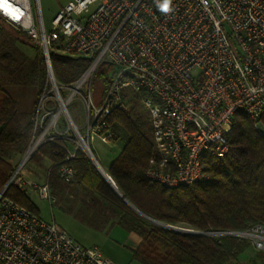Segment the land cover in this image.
<instances>
[{"label":"built area","instance_id":"obj_1","mask_svg":"<svg viewBox=\"0 0 264 264\" xmlns=\"http://www.w3.org/2000/svg\"><path fill=\"white\" fill-rule=\"evenodd\" d=\"M164 3L74 0L47 31L40 0H0V18L41 48L50 85L35 108V131L41 133L0 191V264H116L98 246L79 244L55 222L6 197L14 184L56 202L49 185L29 181L24 167L62 123L78 135V141L63 138L75 148L67 149L59 169L72 183L76 173L67 162L77 149L93 154V140L115 142L111 114L141 105L155 149L146 178L169 189L210 181L203 161L230 153L237 114L264 134V0H171L167 12ZM52 55L84 59L88 66L75 82L61 85ZM103 62L111 66L110 87L97 106L91 85ZM75 99L86 112L83 135L68 110ZM205 234L246 240L264 253V224Z\"/></svg>","mask_w":264,"mask_h":264},{"label":"trees","instance_id":"obj_2","mask_svg":"<svg viewBox=\"0 0 264 264\" xmlns=\"http://www.w3.org/2000/svg\"><path fill=\"white\" fill-rule=\"evenodd\" d=\"M0 21L3 20L0 18ZM18 35L24 38L22 45L32 50L35 57L27 69H23L17 63V51L1 52L0 67L16 85L24 81L27 85H38L39 97L47 83L42 50L22 32L18 31ZM51 60L54 74V63H57L61 71L58 75L68 84L75 82L88 66L84 59L52 55ZM110 72L111 66L103 62L93 77L91 89L93 97L98 93V106L109 90ZM34 124V111H23L18 101L0 85V191L14 172L8 158L27 152L34 137ZM109 125L115 140L124 144L107 171L120 193L155 221L173 227L184 224L204 234L172 231L136 213L116 194L82 149H77L75 158L67 162L75 170V185L65 182L59 169L65 163L67 149L74 145L63 140H60L62 145H43L38 153V159L43 156L52 162L48 184L54 193H77V186L86 189L109 215L104 221H110L112 211L116 224L138 245V249L132 251V261L139 264H231L250 248L246 240L205 234L246 230L251 225L264 224V135L256 131L246 115L235 117L230 153L220 159L209 156L204 159L210 181L175 189L146 178L155 149L144 121L140 118L135 121L127 113L114 111ZM6 197L39 215L29 197L15 186L7 188ZM92 205L88 203L82 209L87 210L89 216V211L94 210Z\"/></svg>","mask_w":264,"mask_h":264},{"label":"rangeland","instance_id":"obj_3","mask_svg":"<svg viewBox=\"0 0 264 264\" xmlns=\"http://www.w3.org/2000/svg\"><path fill=\"white\" fill-rule=\"evenodd\" d=\"M72 1L74 0H40V7L47 31H51L52 21L57 16V14ZM21 39L22 41H24V38L18 35L17 30L8 25L6 22L0 21V53L17 51L18 54L15 55V57L17 58L18 65H21L23 69H27L30 61L35 57L36 54L26 46L22 45ZM32 44L34 46H37L33 42ZM54 65V69H56L55 77L57 81L61 85H68V83L64 82L58 75V73H61L58 64L54 63ZM0 85L18 101V104L23 111H34L35 118V108L39 99L38 85H27L25 81L23 82V84L16 85L14 83V79L10 78L1 67ZM46 87H50L48 81L44 88ZM97 94L98 93H95L93 99L94 103L98 106L99 99H97L98 97H96ZM68 110L74 120V123L79 127L80 134L83 135L84 132L82 128H84L86 124V112L82 104L77 99H75L69 105ZM127 114L135 121L139 118L144 121L147 124L150 133L149 117L147 112L141 107V105L136 104ZM37 133L38 135H36ZM40 133L41 132L39 130L35 131L34 126V137L39 136ZM149 135L151 136V133ZM51 136L53 139L49 141V139L47 138L46 142L43 145L47 143L62 145V143H60V140H63L64 137L75 139V141H78V135L76 134L73 126L69 123H62V125L58 127L57 132H53V130H51ZM42 146H40L38 151H36L31 159L26 163L24 171L33 173L32 167L37 165L41 168V172H43L44 168L42 167V163H44V157L42 156L38 159V153L41 150ZM90 146L94 157L97 159L102 169L107 173L113 161L122 151L124 144L120 140H116L115 142L110 143H104L100 140L95 139L91 142ZM82 150L86 153V155H88L85 149ZM25 154L12 155L8 158L9 163L14 169V172L22 162ZM45 162L46 164H49L48 160H46ZM13 174L9 178L8 183L11 180ZM25 177L28 179L26 174ZM28 180L31 181L30 179ZM73 184L75 185V182ZM13 186L15 185L13 184ZM15 187L18 188V186ZM18 189L27 197H29L31 202L37 208L39 216L43 220L55 222L60 227H62L69 235H71L79 244L83 246H98L103 251V253L111 258L114 262L115 260L111 256L113 254H116L118 255V263H120L119 261H121V264H139L135 261L129 260L130 250L124 247L128 239V234L124 229L116 224V217L112 214L113 212L111 210L110 221H104L100 218L93 219L89 216L87 210L78 211L75 208L73 201L66 194H60L59 191H55L54 197L56 198V202L51 205L49 201L42 200L35 194H32L30 192L27 193L20 188ZM85 197H87V195ZM178 228L191 230L199 234H204L192 230L184 224L179 225ZM134 245L138 249V245L136 243H134ZM231 264H264V253L257 252L250 246V248H248L244 254H242L237 260H233Z\"/></svg>","mask_w":264,"mask_h":264},{"label":"crops","instance_id":"obj_4","mask_svg":"<svg viewBox=\"0 0 264 264\" xmlns=\"http://www.w3.org/2000/svg\"><path fill=\"white\" fill-rule=\"evenodd\" d=\"M74 148L75 147L72 146V148H70V150L73 151ZM46 160L49 161V164H46V162H45ZM43 162H44V163H42V167L44 168L43 172H41V168L39 166H37V165L32 167L33 173H28V171H24V174H26L28 179H30L32 182H34L37 185L48 184V175H49V171H50L51 166H52V162L49 159H47V158H44ZM77 189H78L77 193L66 194L73 201V203L75 205V208L78 211L79 210L81 211L82 209H84L86 207L85 206L86 204H88V203L93 204L92 206H94V210H90L89 211L90 212V216H92L93 214H97V215L101 216L100 218H102V220H108L109 215L100 206L99 202L94 200L92 195L89 194V192L86 189H84L83 187L77 186ZM51 192L55 196V194H54V192L52 190H51ZM86 195H87V197H85ZM124 247L128 248L130 250L129 260L132 261V251L136 250L137 247H135L134 242L129 238V236H128V239H127ZM111 257L115 260V262L117 264H121V261H119L120 263L117 262L118 261L117 260L118 259V255L113 254Z\"/></svg>","mask_w":264,"mask_h":264},{"label":"water","instance_id":"obj_5","mask_svg":"<svg viewBox=\"0 0 264 264\" xmlns=\"http://www.w3.org/2000/svg\"><path fill=\"white\" fill-rule=\"evenodd\" d=\"M261 131H264V129H262ZM88 156L90 158V160L92 161V163L94 164V166L96 167V169L99 171V173L104 177V179L110 184V186L112 187V189L116 192V194L131 208L133 209L136 213H138L139 215L143 216L144 218L148 219L149 221H151L152 223H155L156 225H159L160 227L172 230V231H176L179 233H184V234H199V233H195L194 231L191 230H186V229H181L178 227H173L170 225H166L163 223H160L158 221H155L151 218H149L148 216L144 215L141 211H139L134 205H132L118 190L116 184L114 183V181L112 180V178L102 169V167L100 166L99 162L97 161V159L94 157L93 154L88 153Z\"/></svg>","mask_w":264,"mask_h":264},{"label":"clouds","instance_id":"obj_6","mask_svg":"<svg viewBox=\"0 0 264 264\" xmlns=\"http://www.w3.org/2000/svg\"><path fill=\"white\" fill-rule=\"evenodd\" d=\"M170 2H171V0H165V3L162 6V9L161 10L164 11V12L169 11L170 9H169L168 5L170 4Z\"/></svg>","mask_w":264,"mask_h":264}]
</instances>
